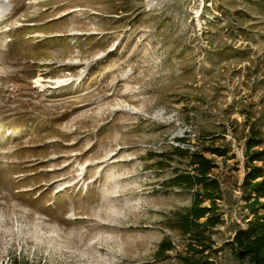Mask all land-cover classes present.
Wrapping results in <instances>:
<instances>
[{
  "label": "rangeland",
  "instance_id": "1",
  "mask_svg": "<svg viewBox=\"0 0 264 264\" xmlns=\"http://www.w3.org/2000/svg\"><path fill=\"white\" fill-rule=\"evenodd\" d=\"M258 239L264 0H0V264H253Z\"/></svg>",
  "mask_w": 264,
  "mask_h": 264
},
{
  "label": "trees",
  "instance_id": "2",
  "mask_svg": "<svg viewBox=\"0 0 264 264\" xmlns=\"http://www.w3.org/2000/svg\"><path fill=\"white\" fill-rule=\"evenodd\" d=\"M252 230H253V227L249 228L248 231L244 235H242V233L239 231L235 236L236 241L239 240L238 241L239 244L248 243L250 240L249 239L250 237H248V235L252 233ZM245 238L247 239L244 240ZM257 242L258 244L255 246V248H252V245H249V244H247L246 247L242 246L243 250L241 249V251L238 252L237 256L240 258H243L244 256L247 255L251 257L253 264H264V240L261 241V239H258Z\"/></svg>",
  "mask_w": 264,
  "mask_h": 264
}]
</instances>
